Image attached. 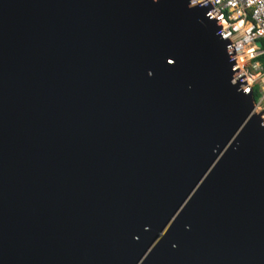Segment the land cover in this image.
<instances>
[{
    "label": "water",
    "instance_id": "1",
    "mask_svg": "<svg viewBox=\"0 0 264 264\" xmlns=\"http://www.w3.org/2000/svg\"><path fill=\"white\" fill-rule=\"evenodd\" d=\"M207 10L0 0V264H264V127Z\"/></svg>",
    "mask_w": 264,
    "mask_h": 264
},
{
    "label": "built area",
    "instance_id": "2",
    "mask_svg": "<svg viewBox=\"0 0 264 264\" xmlns=\"http://www.w3.org/2000/svg\"><path fill=\"white\" fill-rule=\"evenodd\" d=\"M189 6L208 9V19L226 42L235 86L253 94L256 82H261L252 114L264 127V66L257 61L264 58V0H189Z\"/></svg>",
    "mask_w": 264,
    "mask_h": 264
},
{
    "label": "trees",
    "instance_id": "3",
    "mask_svg": "<svg viewBox=\"0 0 264 264\" xmlns=\"http://www.w3.org/2000/svg\"><path fill=\"white\" fill-rule=\"evenodd\" d=\"M257 61L261 62L264 66V58H259ZM253 98L255 101L259 98V87L257 85L253 87Z\"/></svg>",
    "mask_w": 264,
    "mask_h": 264
},
{
    "label": "rangeland",
    "instance_id": "4",
    "mask_svg": "<svg viewBox=\"0 0 264 264\" xmlns=\"http://www.w3.org/2000/svg\"><path fill=\"white\" fill-rule=\"evenodd\" d=\"M262 46L264 47V44L262 43ZM261 84V82L258 80L257 82H256V85H260Z\"/></svg>",
    "mask_w": 264,
    "mask_h": 264
},
{
    "label": "bare ground",
    "instance_id": "5",
    "mask_svg": "<svg viewBox=\"0 0 264 264\" xmlns=\"http://www.w3.org/2000/svg\"><path fill=\"white\" fill-rule=\"evenodd\" d=\"M238 67H240L241 65H240V63H238V65H237Z\"/></svg>",
    "mask_w": 264,
    "mask_h": 264
}]
</instances>
